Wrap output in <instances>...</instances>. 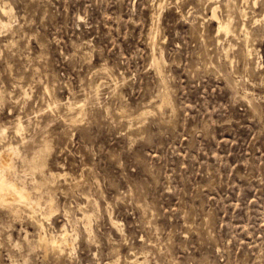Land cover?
Wrapping results in <instances>:
<instances>
[{
  "label": "rangeland",
  "instance_id": "rangeland-1",
  "mask_svg": "<svg viewBox=\"0 0 264 264\" xmlns=\"http://www.w3.org/2000/svg\"><path fill=\"white\" fill-rule=\"evenodd\" d=\"M176 1L0 0V264H264V0Z\"/></svg>",
  "mask_w": 264,
  "mask_h": 264
},
{
  "label": "bare ground",
  "instance_id": "bare-ground-1",
  "mask_svg": "<svg viewBox=\"0 0 264 264\" xmlns=\"http://www.w3.org/2000/svg\"><path fill=\"white\" fill-rule=\"evenodd\" d=\"M176 1V0H175ZM179 0H177L176 2H178ZM195 1V0H194ZM208 1V0H207ZM213 1H217V0H213ZM247 0H243V2H246ZM159 2H163V1H159ZM166 2V1H165ZM170 2V1H169ZM182 2V1H179L178 4ZM241 2V1H240ZM242 2V3H243ZM259 0H253V5L256 6L258 4ZM164 3V2H163ZM168 3V1H167ZM187 3V2H186ZM202 3V2H200ZM206 3V2H205ZM222 3H223V0H222ZM221 3V4H222ZM226 3V2H225ZM261 5H262V2H260ZM259 3V4H260ZM162 4V3H160ZM190 4V3H188ZM215 4V3H214ZM218 4V3H217ZM232 4V3H231ZM234 4V2H233ZM232 4V5H233ZM167 4H165L166 6ZM201 5V4H200ZM210 5V4H209ZM213 5V4H212ZM224 5V4H223ZM159 6V5H158ZM183 6V5H182ZM211 6V5H210ZM234 6V5H233ZM239 6V5H238ZM179 7V6H178ZM204 7V6H203ZM206 7V6H205ZM212 7V6H211ZM211 7H209V9H211ZM231 7V6H230ZM235 7V6H234ZM160 8V7H159ZM158 8V9H159ZM195 8V7H193ZM219 7H214L212 9V17L215 21H217V24H218V28H217V32L218 33H224L225 36H233V34H230L233 30L231 28V23H232V19H233V16L230 17V16H227V19L226 20H221L220 17H218V14H217V9ZM255 8V7H254ZM261 8V6H260ZM157 9V8H156ZM162 9V8H160ZM190 9V8H189ZM184 10V9H183ZM224 10V9H223ZM235 10V9H234ZM238 10V9H237ZM241 11V9H239ZM264 10V9H263ZM156 11V10H155ZM196 11V10H195ZM233 11V10H232ZM11 10H7L5 4H2L0 5V14H3V15H8L10 14ZM238 12V11H237ZM263 12V11H262ZM158 13V12H157ZM195 13V12H194ZM232 13V12H231ZM236 13V11H235ZM241 14L244 16L245 18V11H242ZM238 15V14H237ZM154 18V15H152ZM220 16V15H219ZM242 16V17H243ZM158 17V16H157ZM211 17V16H210ZM183 18V17H182ZM259 18V17H258ZM156 20V18H154ZM154 19H152L154 21ZM212 19V20H213ZM196 20V19H195ZM262 20H264V15L262 17ZM157 21V20H156ZM211 21V20H210ZM256 21V20H255ZM256 22H259V20H257ZM7 23V22H6ZM153 23V22H152ZM155 24V23H153ZM151 24V25H153ZM242 24V23H241ZM1 25L3 26H6L5 23L1 22ZM2 26V27H3ZM236 26V25H235ZM238 26V25H237ZM151 27V26H150ZM154 29V26L153 28ZM238 29H239V26H238ZM236 29V30H238ZM241 29V27H240ZM243 31L246 32V35L245 37H247L248 33H247V29L245 27V25L243 24L242 25V29ZM153 31V30H152ZM151 34V32H150ZM223 35V34H222ZM224 36V37H225ZM153 37V35H152ZM226 38V37H225ZM244 38V37H243ZM248 39V38H247ZM246 40V39H245ZM248 48V46H247ZM248 53V55L251 54V51L247 49L246 51ZM246 54V53H245ZM156 61V60H155ZM154 61V63H155ZM157 65V64H156ZM159 67V66H158ZM20 125V124H18ZM17 125V126H18ZM22 131V127L19 126V128L17 129V133H21ZM3 136V135H2ZM6 147V146H5ZM13 148V147H12ZM11 148V149H12ZM1 150V149H0ZM14 150V149H13ZM7 151H9L7 149ZM9 152H12V151H9ZM7 153V152H6ZM17 153V151H16ZM15 153V155H16ZM20 154V153H19ZM18 158V157H16ZM26 158V157H25ZM36 158V156H35ZM14 159V158H13ZM29 160V159H28ZM29 162V161H27ZM31 164V163H30ZM15 166V164H14ZM32 169L33 166L31 167ZM13 164L11 163V161L9 159H6L5 157H3L2 155H0V207H4L7 209V211L11 212V213H14V214H18V211H19V208L20 206L22 205H27L28 207H30L31 209H33V201L30 197V194L28 192V189H26L25 187H20L17 185V183L9 178V173L11 174V172H13ZM15 174V178H16V173L14 172ZM18 176V175H17ZM14 178V179H15ZM17 179V178H16ZM21 182V181H20ZM23 185V184H21ZM28 188V187H27ZM38 205V204H37ZM19 215V214H18ZM17 215V217H18ZM15 216V215H14ZM115 226V225H114ZM38 229H39V236H38V241H39V244L42 245V244H50L51 246L55 247V248H58L59 250L61 249V245L64 244L66 242V237L65 235H61V238H49L47 236V234L44 232V228H43V225L42 224H39L38 225ZM131 262V261H130Z\"/></svg>",
  "mask_w": 264,
  "mask_h": 264
}]
</instances>
